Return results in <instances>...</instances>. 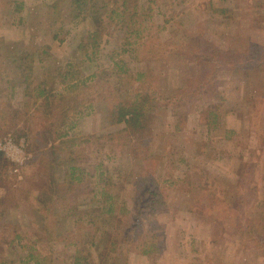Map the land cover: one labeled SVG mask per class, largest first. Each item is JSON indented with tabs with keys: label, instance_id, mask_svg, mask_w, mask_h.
Segmentation results:
<instances>
[{
	"label": "rangeland",
	"instance_id": "1",
	"mask_svg": "<svg viewBox=\"0 0 264 264\" xmlns=\"http://www.w3.org/2000/svg\"><path fill=\"white\" fill-rule=\"evenodd\" d=\"M94 1L101 22L78 14L73 0H0V264H75L77 255L80 264H142L131 253L144 250L172 261L183 229L198 247L209 229L213 262L264 264V0ZM93 31H101L97 50ZM196 44L203 56L226 54L218 78L171 100L167 90L208 69L190 53ZM68 62L88 85L63 91L61 77L51 79L64 102L50 113L37 86ZM138 73L155 102L142 127L105 142L104 133L125 127L111 108L119 98L130 103ZM66 104L81 117L67 138L59 136ZM209 111L216 127L205 123ZM66 149L85 155L87 167L73 194ZM108 183L113 204L88 191ZM149 187L158 190L154 208Z\"/></svg>",
	"mask_w": 264,
	"mask_h": 264
},
{
	"label": "trees",
	"instance_id": "2",
	"mask_svg": "<svg viewBox=\"0 0 264 264\" xmlns=\"http://www.w3.org/2000/svg\"><path fill=\"white\" fill-rule=\"evenodd\" d=\"M73 2L76 6L78 14L80 13L83 14L85 18H90V19L94 18L95 20H98L100 22L102 21L101 16H99L100 9L102 8L98 6L96 1L94 0H73ZM127 2L128 0H124L123 1L124 5L127 4ZM119 9L120 7L111 9L109 12L110 17L113 18V15H115L116 17L119 16L120 15V13L118 12ZM92 36L95 39L92 46L94 47L95 50H97L100 47V40L102 39L101 31H93ZM157 45L160 47L159 53H161L162 56L163 54L167 53L165 52L166 51L165 49L167 48L164 47L163 44H157ZM196 46L199 48L197 44L194 45V49L190 53L194 55L197 61H200V58L203 59L204 65L207 66L208 69L203 75H201V77L198 76L195 79L188 81L184 87H180L176 89L174 88L173 90H167V94L169 95L168 98H171V100H179L182 98V96H188L192 93L198 94L199 92L208 91V89L213 87L214 80L215 79L217 80L218 78V75H217L219 71L218 65H219V62H224L223 58L225 57L226 54H223L218 49L213 48L211 49V53L205 54L203 56L199 53L198 48ZM153 49H155V47ZM163 49L165 51H163ZM155 50H158V49H155ZM180 54L182 55V50L180 51ZM208 65H210V68ZM63 67L65 68L63 71H61L63 68L62 69L59 68L61 70L58 72L56 76L55 75L51 76L49 80H46L42 82L40 86H37L38 88L37 96L43 97L44 100L41 103L42 105H44L45 108L48 109L50 113L52 112V109L61 108V105L64 102L63 99L59 100L55 98L56 94H53L55 92L52 91V89H50L49 87L51 83V79L55 80L57 77H61L62 83L66 84L64 85L65 87L62 89L63 91L65 90L69 91L71 89H74L79 84L80 85L86 84V86L88 85L89 79L85 78L84 81H82L83 75L81 71L76 67L75 63L73 64L72 62H68ZM100 75L96 74V79L99 78ZM144 75H145L144 73H138V76L135 77L134 80L140 82V88L137 91H135L133 98L132 100H130V103L128 105H126L125 102L121 101V98L114 100V103L111 108L112 118L113 120H115V122L125 123V127L118 131L104 133L102 136L100 135L101 138H103V141L109 142V139L112 140V138L115 135H121V134L127 135V133L131 134L132 132L137 131L140 127H142V125H144V121H145L146 114H147L145 111L146 106L147 105L152 106L155 102L154 96L157 95L155 89L151 90V85H149L146 82V78L141 79ZM67 97L68 96L66 95V98ZM78 112L80 111H78L77 105L66 104L63 106V113H62L63 114V123H62L63 131H60L59 136H66V138L69 136L70 130L77 125L79 119L81 118ZM209 113L210 115H212L213 118L211 120L208 118V121H206L205 123L209 127H216L219 122L218 113L215 114L213 111H209ZM100 136L95 138V141L91 140L89 144L92 142L99 141ZM74 139L75 137H70L69 139L66 140V144L67 145L69 143L73 144V142L75 141ZM88 140H90L89 136H88ZM116 140L117 139L115 138V140H113V143L118 142ZM121 141H123V139L119 140V142ZM89 154H95V153L94 151H89ZM82 159L83 160L85 159V155H83L82 153L80 152L77 153L76 151L72 149L67 151L66 149V164L62 165L63 167L66 168L65 170L66 172V192L73 194V192H75L82 185H84L82 181L85 178V172L87 170V167L85 168L83 167V165L79 164L81 161H83ZM53 172L55 173V169H53ZM101 174L102 172H100V175ZM170 178H171V181H175L174 179L172 180L173 177H170ZM167 179H164V180H167ZM53 183L55 185L56 181L53 180ZM110 184L111 183L106 184V187L108 186L107 188L105 186L102 187L99 185L100 187H102V189L98 187V189L91 188V189H88V191L93 192V190H95L96 192H99L104 197H108V200H111V203L113 204L116 198L114 194L116 185L115 184L110 185ZM152 188L153 187H149L148 188L149 190L148 189L145 190V192L147 193L145 194V198L148 199L149 196L155 197V198L151 197V199H148L150 201H153L152 208H154L156 199L158 198V194H157L158 190H154ZM75 196L76 195H71V196L69 195L66 198L71 199ZM82 259H83L82 256L77 255L75 257V261H76L75 264H80Z\"/></svg>",
	"mask_w": 264,
	"mask_h": 264
},
{
	"label": "crops",
	"instance_id": "3",
	"mask_svg": "<svg viewBox=\"0 0 264 264\" xmlns=\"http://www.w3.org/2000/svg\"><path fill=\"white\" fill-rule=\"evenodd\" d=\"M208 232H209V229H207L206 231L207 237L204 238L206 243H203V241H201L199 247H198V243L194 244V242L197 240V234H195L193 230L183 229L179 233H177L178 237H177L176 242L178 241V244L176 247L175 257L172 261H165L162 257L156 254L154 251H146V250L141 251V252L138 251L137 253L132 252L131 258L135 259V257L133 258V256L137 255L140 263L142 262V264H149V263L150 264H230L229 262H225V260L222 257L213 259L214 262L212 261V259L209 258L208 251L210 250L211 252V250L214 249V245L211 243L212 241L208 240V236H209ZM184 236L190 237L189 239L190 245H186V244L183 245V242H187V240L181 239ZM199 248H203V252L199 250ZM182 250L184 251L186 250V252L189 254V255L187 254V257H188L187 259L184 256H182L181 254ZM228 259H230L229 256H228ZM100 263L103 264L102 262ZM83 264H98V261H96L95 258L94 260L87 258ZM119 264H121V262ZM122 264H134V260L131 261V259H129L127 261L126 259L124 260V263Z\"/></svg>",
	"mask_w": 264,
	"mask_h": 264
}]
</instances>
